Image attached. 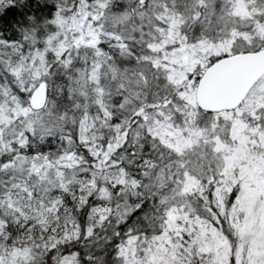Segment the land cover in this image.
Instances as JSON below:
<instances>
[{
    "label": "snow or ice",
    "instance_id": "1",
    "mask_svg": "<svg viewBox=\"0 0 264 264\" xmlns=\"http://www.w3.org/2000/svg\"><path fill=\"white\" fill-rule=\"evenodd\" d=\"M0 264H264V0H0Z\"/></svg>",
    "mask_w": 264,
    "mask_h": 264
}]
</instances>
